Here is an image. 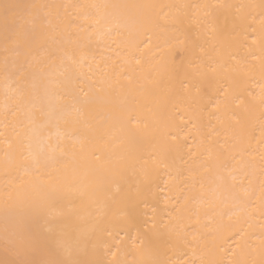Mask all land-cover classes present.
<instances>
[{"label":"snow or ice","instance_id":"snow-or-ice-1","mask_svg":"<svg viewBox=\"0 0 264 264\" xmlns=\"http://www.w3.org/2000/svg\"><path fill=\"white\" fill-rule=\"evenodd\" d=\"M0 29V264H264V0H0Z\"/></svg>","mask_w":264,"mask_h":264},{"label":"bare ground","instance_id":"bare-ground-1","mask_svg":"<svg viewBox=\"0 0 264 264\" xmlns=\"http://www.w3.org/2000/svg\"><path fill=\"white\" fill-rule=\"evenodd\" d=\"M13 2H19L24 4H51V3H67L71 2V0H13ZM112 3H163V4H175V3H202L205 0H109ZM209 2H214V0H209ZM232 3H259V0H230ZM3 39V31L0 29V41ZM111 55L112 53H107ZM165 56L163 40H157L156 38L153 39L152 45L150 49H146V58H157L162 59ZM99 59V54L97 56ZM0 60H2V49H0ZM87 72V68L84 69ZM259 79V77H257ZM5 82L2 75H0V100L3 99V94L5 90ZM255 89L259 90V85H253ZM54 128H49L48 130L42 131L39 127L36 130L35 137L33 139L32 147L34 151L39 152L42 147H45L43 144V140L47 138L50 133H54ZM260 130H259V121L254 122V136L259 137ZM154 142L152 137H148L144 141V149L145 151L150 150L151 144ZM253 145L255 146V140H253ZM2 148V145H0ZM0 157H2V151H0ZM91 176L84 175L83 170L79 176V180L82 181L84 184L91 179ZM25 179H28L25 177ZM6 197V190H5V179L3 169L0 168V258H3V228H4V216L2 212L3 200ZM123 235V233H122Z\"/></svg>","mask_w":264,"mask_h":264}]
</instances>
